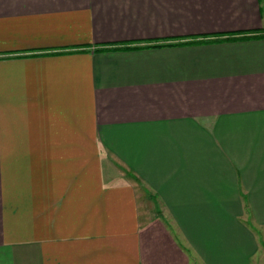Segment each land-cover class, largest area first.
<instances>
[{"label":"crops","instance_id":"obj_1","mask_svg":"<svg viewBox=\"0 0 264 264\" xmlns=\"http://www.w3.org/2000/svg\"><path fill=\"white\" fill-rule=\"evenodd\" d=\"M0 264H264V0H0Z\"/></svg>","mask_w":264,"mask_h":264},{"label":"trees","instance_id":"obj_2","mask_svg":"<svg viewBox=\"0 0 264 264\" xmlns=\"http://www.w3.org/2000/svg\"><path fill=\"white\" fill-rule=\"evenodd\" d=\"M233 38V37H231ZM196 41L195 40H189V41H185V43H195Z\"/></svg>","mask_w":264,"mask_h":264},{"label":"rangeland","instance_id":"obj_3","mask_svg":"<svg viewBox=\"0 0 264 264\" xmlns=\"http://www.w3.org/2000/svg\"><path fill=\"white\" fill-rule=\"evenodd\" d=\"M257 227V226H256ZM259 230V232H261V230L257 227V231Z\"/></svg>","mask_w":264,"mask_h":264}]
</instances>
